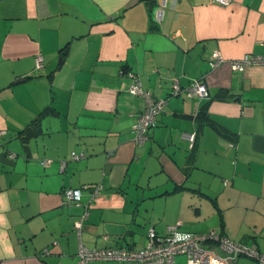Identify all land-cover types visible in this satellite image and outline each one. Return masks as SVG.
<instances>
[{
	"label": "crops",
	"instance_id": "obj_1",
	"mask_svg": "<svg viewBox=\"0 0 264 264\" xmlns=\"http://www.w3.org/2000/svg\"><path fill=\"white\" fill-rule=\"evenodd\" d=\"M162 1L0 0V264H78L80 245L141 248L171 225L264 255V64H230L264 53V0H167L159 22ZM126 70L168 98L144 143ZM196 79L208 99L171 94ZM95 184L65 204L64 188Z\"/></svg>",
	"mask_w": 264,
	"mask_h": 264
},
{
	"label": "built area",
	"instance_id": "obj_2",
	"mask_svg": "<svg viewBox=\"0 0 264 264\" xmlns=\"http://www.w3.org/2000/svg\"><path fill=\"white\" fill-rule=\"evenodd\" d=\"M221 5H229L232 0H215ZM167 0H163L155 11L157 21H162L165 17V8ZM225 62V58L218 49H215L211 58L212 67H219ZM37 68L43 66V56L38 54L35 57ZM230 64L233 69L244 71L247 66L263 65V54H245L239 59H232ZM130 79L128 90L132 95L142 96L145 100V108L138 116L133 126L135 140L138 143H144L149 138L150 129L155 126L157 116L162 112L168 102L167 97H155L152 91L143 87L140 76L133 70L123 71ZM185 94L188 97H198L201 100L209 98L207 85L196 79L191 84L181 86L178 81L172 84L171 94ZM0 130V138L4 134ZM192 143L195 139V133L185 134ZM15 156V153L12 154ZM80 155L73 152L72 159L78 160ZM43 163H46L43 161ZM66 162H62L64 169ZM87 189L92 191L93 195H98L102 189L101 184L84 185L81 188L66 187L63 189L65 204L81 201L82 191ZM88 215L85 211L76 226L80 229L83 220ZM47 251V249H45ZM183 255L186 258V264H237L241 256H247L258 260L264 264V255L258 248L244 242L235 241L224 233L211 230L206 233H196L181 231L178 225L167 227V232L159 234L153 227L148 232V240L145 246L141 248H130L126 246H105V247H86L79 246L78 264H91L96 260H110L117 262H133L136 264H175L176 257Z\"/></svg>",
	"mask_w": 264,
	"mask_h": 264
},
{
	"label": "trees",
	"instance_id": "obj_3",
	"mask_svg": "<svg viewBox=\"0 0 264 264\" xmlns=\"http://www.w3.org/2000/svg\"><path fill=\"white\" fill-rule=\"evenodd\" d=\"M52 110H53V108L51 107V106H49V107H47L46 109H44L40 114H39V116H37V120L38 119H40L39 117H43L44 115H46L47 113H49V112H52ZM38 124V122L35 120V124H34V126L33 127H31V126H28L26 129H24V130H22V131H20L19 132V135H21L22 136V138L23 139H28V138H30L31 136H34V135H37V134H39V132H40V128L37 126V124ZM37 126V127H36ZM29 135H28V134ZM195 136H196V134H195Z\"/></svg>",
	"mask_w": 264,
	"mask_h": 264
},
{
	"label": "rangeland",
	"instance_id": "obj_4",
	"mask_svg": "<svg viewBox=\"0 0 264 264\" xmlns=\"http://www.w3.org/2000/svg\"><path fill=\"white\" fill-rule=\"evenodd\" d=\"M182 258L183 259H185V261H186V258H185V256H183L182 255V257H179L178 258V261H180V260H182ZM242 259H244V258H242ZM250 261H252L254 264H261L258 260H256V259H252V258H248Z\"/></svg>",
	"mask_w": 264,
	"mask_h": 264
},
{
	"label": "water",
	"instance_id": "obj_5",
	"mask_svg": "<svg viewBox=\"0 0 264 264\" xmlns=\"http://www.w3.org/2000/svg\"><path fill=\"white\" fill-rule=\"evenodd\" d=\"M62 60V58H60V61ZM21 80H24V79H21Z\"/></svg>",
	"mask_w": 264,
	"mask_h": 264
}]
</instances>
